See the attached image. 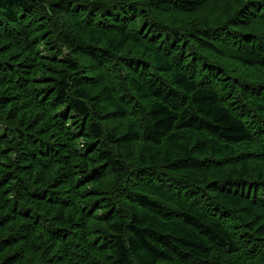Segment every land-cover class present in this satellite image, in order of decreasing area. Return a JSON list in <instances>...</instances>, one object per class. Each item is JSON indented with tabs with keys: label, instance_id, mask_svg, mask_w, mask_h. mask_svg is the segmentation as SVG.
Masks as SVG:
<instances>
[{
	"label": "trees",
	"instance_id": "1",
	"mask_svg": "<svg viewBox=\"0 0 264 264\" xmlns=\"http://www.w3.org/2000/svg\"><path fill=\"white\" fill-rule=\"evenodd\" d=\"M0 264H264V0H0Z\"/></svg>",
	"mask_w": 264,
	"mask_h": 264
}]
</instances>
